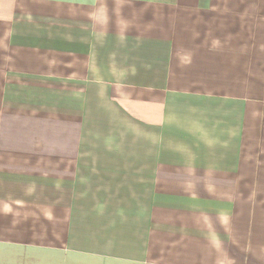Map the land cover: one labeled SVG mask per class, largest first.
Wrapping results in <instances>:
<instances>
[{
  "label": "crops",
  "instance_id": "obj_1",
  "mask_svg": "<svg viewBox=\"0 0 264 264\" xmlns=\"http://www.w3.org/2000/svg\"><path fill=\"white\" fill-rule=\"evenodd\" d=\"M0 264H264V0H0Z\"/></svg>",
  "mask_w": 264,
  "mask_h": 264
}]
</instances>
